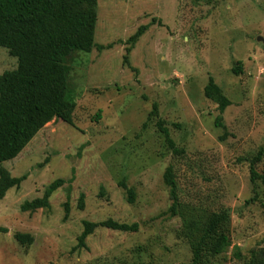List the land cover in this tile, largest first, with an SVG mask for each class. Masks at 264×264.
<instances>
[{
  "label": "rangeland",
  "instance_id": "1",
  "mask_svg": "<svg viewBox=\"0 0 264 264\" xmlns=\"http://www.w3.org/2000/svg\"><path fill=\"white\" fill-rule=\"evenodd\" d=\"M260 38L264 0H98L96 48L68 60L73 125L52 121L18 159L3 164L27 179L0 199V229L7 230L0 232V264H193L186 221L222 209L231 212L232 246L214 263L247 264L252 250L264 252ZM17 66L0 48V74ZM211 78L231 101L222 115L205 96ZM155 104L158 116L149 120ZM260 152L254 182L251 161ZM170 167L178 216L165 181ZM58 179L65 184L49 208L22 211ZM110 219L138 231L99 227L86 248L75 250L86 221ZM18 233L30 234L33 244H20Z\"/></svg>",
  "mask_w": 264,
  "mask_h": 264
},
{
  "label": "trees",
  "instance_id": "2",
  "mask_svg": "<svg viewBox=\"0 0 264 264\" xmlns=\"http://www.w3.org/2000/svg\"><path fill=\"white\" fill-rule=\"evenodd\" d=\"M98 24V0H0V48H6L16 58L15 70L0 74V199H4L13 188H20L27 176L14 177L3 164L18 159L36 136L52 121L61 120L73 125L76 102L70 94L68 60L77 52L90 54L96 48L95 37ZM147 27L142 26L130 39L136 43ZM103 48V47H101ZM240 71L236 70L239 74ZM205 96L219 106L221 115L231 105L222 89L211 78L205 87ZM158 116V106H153L149 120ZM222 127V116L217 118ZM158 126L168 143L178 153L169 130L160 121ZM259 153L251 161L252 180L260 179L256 172L262 160ZM165 181L171 188L174 205L173 216H178L177 185L174 169L168 168ZM65 181L58 179L47 187L42 198L26 202L23 212L47 209L51 197L63 187ZM130 202L135 192L122 182ZM84 210V196L78 205ZM66 217L70 207L65 206ZM231 221L229 209L211 214L206 220H188L184 226V237L188 239L193 264H215L214 261L232 246L228 226ZM121 232H137L138 225L106 220L101 223L86 221L84 231L75 250L86 248L87 239L99 228ZM0 232H7L0 229ZM22 245H32L30 234H16ZM247 264H264V252L252 250Z\"/></svg>",
  "mask_w": 264,
  "mask_h": 264
},
{
  "label": "water",
  "instance_id": "3",
  "mask_svg": "<svg viewBox=\"0 0 264 264\" xmlns=\"http://www.w3.org/2000/svg\"><path fill=\"white\" fill-rule=\"evenodd\" d=\"M260 41H264L262 38L259 39Z\"/></svg>",
  "mask_w": 264,
  "mask_h": 264
}]
</instances>
